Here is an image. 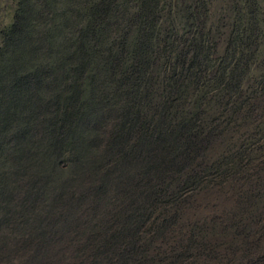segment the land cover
Segmentation results:
<instances>
[{"label": "trees", "instance_id": "16d2710c", "mask_svg": "<svg viewBox=\"0 0 264 264\" xmlns=\"http://www.w3.org/2000/svg\"><path fill=\"white\" fill-rule=\"evenodd\" d=\"M106 1L97 0L89 12H85L86 19H96L94 26L89 23L87 30H76L80 32L76 40H84L82 47L87 53L91 51L92 55L96 52L95 46L90 48V39L86 38L93 33L97 36L103 33L101 23L104 19L111 18L115 10ZM135 1L138 3L136 13L123 36L125 39V36L130 37L128 42H121L119 38L106 41V55H103V66L112 71L110 78L116 74L109 86L116 101L113 116L106 121L110 132L98 137L93 144H88L83 136L87 127L83 121L93 102L90 88L85 86V92L81 93L75 51L73 55L68 54L61 63L64 66L71 62L64 73L66 78L71 79L72 89L69 91H73L72 95L67 88H63V92H67L64 96L55 93L54 96L38 101L40 106L35 118L40 119L41 112L45 111L44 126L52 141L61 145L65 143L72 149L70 160H67L74 174L68 178L63 192L71 193L70 180L77 177V172L94 179L90 184L94 182L93 190L97 201L92 205L96 206V210L103 206V214L107 213V216L113 209L110 217L113 221L109 223L113 229L110 232H118L130 250H143L141 241L145 233L147 235L149 232L146 224L154 213L155 218L151 223L158 219L156 222L162 228L159 230L160 234L176 224L181 226L183 235H180L179 241L169 248L165 247L162 258L166 263L181 264L182 261L186 263L191 260L195 264L207 251L214 258L212 264H233L232 257L237 253L246 256L253 254L249 261L264 264V192L260 191L264 178H260V175L255 178L252 176L249 170L252 167L250 159V162L242 161L237 154L232 153L227 158L210 160L211 157L208 158L206 154L207 150L215 148V137L224 130L220 126L225 119L223 116L224 119L221 120L222 115H209L208 107H219L222 109L221 114L226 115L232 111L227 115L228 124H224V128H229V123L238 120L241 113L244 120L249 115L250 124L254 125L260 115L252 118V113L242 112L246 106L252 112L253 106L248 102L249 96L246 100L241 99V94L235 89L238 81L236 71L246 56L242 44L250 38L248 30L240 27L231 29L226 54H230L235 63L226 73L225 55L224 58L212 60L197 38L192 41L194 44L189 42L192 47L189 56L184 51L177 54L181 46H187V41L179 38V41L173 40L171 35L164 36L161 32L164 31L163 28L166 31V21L162 18L165 5L169 4L168 0ZM97 20L101 22L98 23ZM11 26H15L16 32L23 31L22 26L12 23L5 31L8 33L6 37L9 36L13 43L9 46V40L0 42V63L3 62L1 60L4 55L9 59L8 54L11 57L14 55L19 61L17 66L5 68L7 77H12V80L0 82V133L4 135L16 120L15 111L18 106L25 111L30 110L26 108L24 90L14 85L18 83L25 87L30 78V70L28 71L29 65L24 69L27 74L21 69L24 66V50L19 46L20 39L10 29ZM68 27L74 30L73 26ZM90 32L93 33L89 34ZM15 40L18 42L15 43ZM23 45L26 46L24 39ZM38 72L33 70L35 75ZM259 105V112L264 114V102ZM51 109L53 112H50ZM78 143L83 147L77 148ZM87 146L91 147L89 153ZM52 148L54 147L50 145L49 149ZM27 158V154L20 156L16 173L24 170V176L31 175L30 169L37 159L28 161ZM58 158L59 155L56 154L51 159L50 164L54 170L60 165L61 160ZM263 170L259 168L253 171L255 174H262ZM100 173L102 179L98 180L97 175ZM111 174L118 177L113 188ZM227 182L236 183L239 196L237 200L240 202L234 207L238 208V212H231L227 218L220 219L206 215L198 220L192 218L191 221V216H186L184 208L187 202L198 198L205 190L221 188ZM27 188L28 191H33L34 184ZM67 193L63 194L66 199L69 198ZM72 195H75V189L70 196ZM81 196L85 199L86 193ZM215 222L218 223L216 227ZM106 239L110 241L109 247L114 245L115 240L110 236ZM258 251H261L260 255L256 256ZM133 255H126V259L135 264H145V254L139 260H132Z\"/></svg>", "mask_w": 264, "mask_h": 264}, {"label": "rangeland", "instance_id": "374dc122", "mask_svg": "<svg viewBox=\"0 0 264 264\" xmlns=\"http://www.w3.org/2000/svg\"><path fill=\"white\" fill-rule=\"evenodd\" d=\"M96 1L0 0V42L9 40L10 37H6L8 33L5 31L9 25L13 23L22 26V32L18 30L16 32L15 26H11L10 29L16 32L17 38L20 39L18 44L24 50L22 53L24 66L20 68L25 74L26 66L29 65L28 71L30 70L28 72L30 78L25 87L14 83L18 85L17 88L24 90L26 108L30 110L25 111L23 107L18 106L15 111L17 117L15 122H12V127L6 135L0 133V264H135L126 259V255L129 254L130 256L134 254L132 260H139L145 254L147 256L145 264H169L162 258L165 247L169 248L173 243H177L180 235L181 237L183 235L181 226L177 224L160 234L159 230L162 228L160 229L156 222L158 219H155L154 224L151 223L154 213L146 224L149 232L147 235L143 234L144 238L141 241L143 250L139 252L130 250L118 232H110L113 229L109 225L113 221L110 218L113 209L107 216V213L103 214V206L99 207L101 210H96V206L92 205L97 201V195L93 190L94 182L90 184L94 179L77 172V177L70 180L71 193L66 192L69 198L63 196L66 194L63 188L67 186L68 178L74 174L72 166L68 165L72 149L65 143L61 145L52 141L44 126L45 111L41 110L40 119L35 118L40 106L38 101L54 96L55 93L64 96L67 92H63V88H67L68 91L72 89L71 79L66 78L64 73L71 62L64 66L61 63L68 54L73 55L75 51L79 64L78 82L81 93L85 92V86L90 88L93 102L83 121L87 126L83 136L88 144H93L94 141L97 142L98 137L108 132L110 128L106 121L113 116L112 111L116 102L109 86L110 80L115 79L116 74L110 78L112 71L103 66L106 41L119 38L121 42H128L130 37L125 36V39L123 36L127 33V27L133 20L138 4L135 0H112L114 1L112 3L111 0L106 1V4L115 10L111 18H106L101 23L100 29H103V33L97 36L90 32L89 34L93 35L86 38L90 39L88 41L90 48L95 46L96 52L92 55L91 51L87 53L82 47L84 40L82 42L76 40L80 34L76 30L81 28L87 30L89 23L95 25L96 19H86L85 12H89ZM168 3L165 5V14L162 18L166 21V31L163 26L164 31L161 32L164 36L171 35L173 40L179 38L187 41V46H181L177 54L184 51L188 52L189 56L192 52L189 42L193 43L197 38L204 52L212 60L224 58L225 55L226 73L235 63V59L226 54L231 29L240 27L248 30L250 38L242 44L246 56L243 64L237 68L238 81L235 83V89L241 94V99L246 100L249 96L248 102L251 107L253 106L252 112L246 105L242 112L252 113V118L260 115L254 125L250 124L249 115L244 120L241 113L238 120L229 123V128H224V124H228L227 115L232 111L224 115L221 114V108L208 107L209 115H222L221 120L224 117L225 119L220 126L224 130L215 137V148L207 150L206 154L208 158L211 157L210 160L227 158L232 153L237 154L242 161L250 159L252 167L249 170L252 176L255 178L260 175L259 177L263 179L264 170L262 174H255L253 170L264 169V114L259 112L261 110L259 104L264 102V0H168ZM99 21L98 23L101 22ZM68 25L73 26L74 30ZM23 39L26 46L23 45ZM11 42L9 40V46ZM7 57L9 59L4 55L1 60L3 62L0 63V82L12 80V77H7L5 68L17 66L19 63L14 55L11 57L8 54ZM33 70L39 71L37 75ZM204 88L206 89L205 86ZM71 92L73 91H69ZM86 92L90 94L88 90ZM213 102L208 101L210 104ZM50 112H53V109ZM49 144L56 149H49ZM78 147L83 145L78 143ZM87 148L89 153L91 147ZM25 154L28 155V161L32 158L37 159L30 169V176L27 174L24 176V170L16 173L18 159ZM56 154L59 155L58 160H61L60 165L56 167L57 171L50 164ZM47 155H50V158ZM100 174L97 175L98 180L102 179ZM110 178L113 179L111 182L113 188L118 177L111 174ZM252 181L255 182V179ZM237 183L240 185L239 181ZM33 184V191H28L27 187ZM235 184L227 182L220 186L221 188L205 190L198 198L191 199L184 208L186 216H191V221L192 218L198 220L199 217L206 215L217 216L220 219L227 218L231 212H238V208L234 207L240 202L237 200L239 196ZM260 185V191L264 192V184ZM74 189L75 195L71 197ZM82 193H86L85 199L82 198ZM110 205L113 206L112 202ZM150 224L151 230L148 229ZM214 224L215 227L218 225L217 222ZM188 228L187 225L186 229ZM109 236L115 240L114 245L111 244L110 247V241L106 239ZM260 252L258 251L256 256H259ZM252 255L237 253L232 257L233 264H253L249 261ZM213 261L211 253L205 251L195 264H212ZM181 264L194 263L189 260L186 263L182 261Z\"/></svg>", "mask_w": 264, "mask_h": 264}]
</instances>
